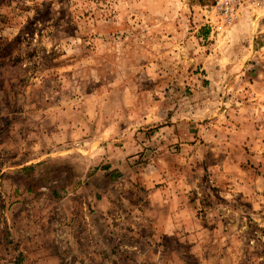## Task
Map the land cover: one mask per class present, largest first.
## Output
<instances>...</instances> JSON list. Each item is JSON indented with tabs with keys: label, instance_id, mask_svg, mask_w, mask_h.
Segmentation results:
<instances>
[{
	"label": "rangeland",
	"instance_id": "obj_1",
	"mask_svg": "<svg viewBox=\"0 0 264 264\" xmlns=\"http://www.w3.org/2000/svg\"><path fill=\"white\" fill-rule=\"evenodd\" d=\"M0 0V264H264V9Z\"/></svg>",
	"mask_w": 264,
	"mask_h": 264
},
{
	"label": "built area",
	"instance_id": "obj_2",
	"mask_svg": "<svg viewBox=\"0 0 264 264\" xmlns=\"http://www.w3.org/2000/svg\"><path fill=\"white\" fill-rule=\"evenodd\" d=\"M211 8L206 25L212 33L221 34L238 17L264 9V0H213Z\"/></svg>",
	"mask_w": 264,
	"mask_h": 264
}]
</instances>
